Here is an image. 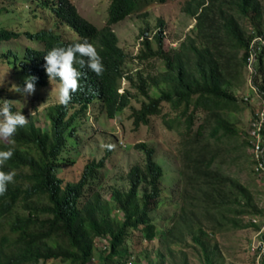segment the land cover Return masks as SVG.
Returning a JSON list of instances; mask_svg holds the SVG:
<instances>
[{"label": "trees", "instance_id": "trees-1", "mask_svg": "<svg viewBox=\"0 0 264 264\" xmlns=\"http://www.w3.org/2000/svg\"><path fill=\"white\" fill-rule=\"evenodd\" d=\"M1 1L0 17L6 15L10 20L0 21V46L21 35L39 44L2 50L1 61L12 76H35L38 87L46 86L43 56L53 47H66L85 38L96 45L104 71L97 76L74 64L81 72L80 89L68 106L58 103L48 108L44 128L31 115L27 117L28 123L13 137L14 145L0 140V150L15 148L2 170L15 169L17 173L0 196V230L4 228L0 264L55 260L61 264L122 263L130 256L129 236L140 231L148 241L155 238L156 227L149 213L159 204L163 168L154 160L152 147L136 145L144 151V163L129 169L128 189L114 188L110 202L97 190V171L104 165V157L86 163L77 181L67 180L59 172L74 162L69 154L77 139L75 124L86 116L95 99L110 119L130 107L136 128L160 114L163 102L176 112L175 117H163V122L168 129H176L180 137L181 204L164 238L174 243L188 234L200 246L204 264H216L205 236L208 231L215 234L240 228L235 216L246 214L251 204L249 189L223 170L227 151L222 139L238 134L223 112L235 103L228 87L237 85L241 78L253 38L243 35L235 11L246 15L250 7L255 9L256 0H189L184 11L195 18V36L166 49L160 20L161 28L152 34L147 29L140 32V48L134 57L119 46L113 26L152 0H110L106 22L100 28L82 17L71 0H34L36 7L25 0L10 10L11 15L8 9L14 0ZM45 11L49 16L43 17L44 23L33 28L25 23L21 28L23 19L32 16L40 20ZM66 28L73 31L74 40L63 34ZM256 32L264 39V30ZM129 60H158L160 70L152 76L138 72L134 77L124 71ZM257 62L252 84L264 97L262 46ZM124 79L147 99L138 108L130 105L133 95L129 89L119 91ZM152 87L160 89L155 97L150 95ZM12 108L16 111L15 106ZM260 132L264 140V123ZM254 223L251 225L256 226ZM259 239L264 247V230ZM99 240H105L103 255L94 261ZM259 264H264V249Z\"/></svg>", "mask_w": 264, "mask_h": 264}, {"label": "rangeland", "instance_id": "rangeland-1", "mask_svg": "<svg viewBox=\"0 0 264 264\" xmlns=\"http://www.w3.org/2000/svg\"><path fill=\"white\" fill-rule=\"evenodd\" d=\"M23 1L25 0H14L12 6H9V14L11 15L10 10L13 7L17 9ZM26 1L29 6L36 7L34 0ZM109 1L71 0L79 14L99 28L106 22ZM188 1L165 0L164 3H159L157 0H152L148 5L145 4L137 13L113 26L119 46L126 54L134 57L140 48V32L147 29L152 34L161 28L160 20L163 22L166 49L176 48L188 36H195V18L184 11ZM1 2L0 0V5ZM46 14H48L47 11L42 12L40 20H34L32 16L29 19H23L21 28L25 27V23L31 25V28L39 26L44 23L43 17L49 16ZM235 15L245 37L250 35L254 37L257 30H264V0H256L255 9L250 7L246 15L236 11ZM9 20L6 15L0 17L2 22L6 23ZM63 34L69 40L75 39V34L68 28L63 31ZM28 41L24 35H21L16 41L14 39L3 42L0 46V54L4 48L19 50L26 45L39 46V44L35 45ZM253 44L255 46L256 42L254 41ZM260 45L264 47V44L260 43ZM4 64L5 62H2L0 57V103L8 100L11 105L15 106L16 111H22L26 118L31 115L37 124L44 128L48 108L58 104L59 82L50 80L46 86L36 85V90L32 95L15 92L14 85L23 89L27 76H12L11 71L6 70ZM254 65L255 67L258 65L256 57L252 61L251 68L247 63L245 64L241 78L238 77L236 81L237 85L228 87L235 97V103L230 104L228 110L223 112V116L235 126L238 134L222 139V145L227 151L223 170L249 189L251 204L246 214L235 216L240 228L223 230L215 234L208 231L205 236L206 240L203 237L208 247L214 250L216 264H259L262 253L255 247L260 232L264 230V175L254 171V154L250 139L253 128L263 127L264 97L252 84ZM159 70L158 60L148 62L129 60L124 65V71L134 77L138 75V72L152 76ZM125 89H129L133 95L130 105L138 108L143 100L147 101L124 79L121 81L119 91L122 92ZM159 93V88L152 87L150 90L152 97ZM96 101L95 99L90 104L86 116L77 120L75 124L77 139L75 138L76 143L69 154L74 162L59 171L65 179L77 181L86 163L99 161L104 157V165L97 171V190L103 199L110 202L114 188L128 189L129 169L133 165L144 163V151L136 145L144 143L152 147L154 160L163 168L159 204L149 213L156 227L155 238L148 241L140 231H136L129 236L130 256L127 260H123L122 263L114 261L111 264H204L201 248L190 235L183 233L182 240L174 243H167L164 238V233L171 228L174 216L178 213L181 204L182 181L178 172L180 137L176 129H168L163 122V117L165 119L175 117L176 112L170 108L168 103L163 102L160 114L150 116L148 124H141L136 128L133 125L130 107L123 109L113 119H110ZM261 141H263L262 137ZM109 144L113 146L111 149L105 147ZM251 223L256 226H252ZM3 229L1 228L0 235L4 233ZM104 243L105 240L98 241L94 261L103 255L101 251L104 249ZM41 264L61 263L55 260Z\"/></svg>", "mask_w": 264, "mask_h": 264}, {"label": "clouds", "instance_id": "clouds-1", "mask_svg": "<svg viewBox=\"0 0 264 264\" xmlns=\"http://www.w3.org/2000/svg\"><path fill=\"white\" fill-rule=\"evenodd\" d=\"M43 60L42 67L48 82L50 80L59 81L57 100L63 106H68L73 94L80 89L81 72L74 67V64L79 65L81 69L86 67L97 76H100L104 71L102 58L97 52L96 45L90 43L87 38L83 39L82 42H74L66 47H53L43 56ZM36 80L37 77L28 76L24 80L23 89L14 85V91L32 95L36 90ZM27 123L28 119L22 111H13L8 100L0 104V140H7L9 144L14 145L13 137L17 129L24 127ZM105 147L111 149L113 146L109 144ZM14 152V147L0 150V196L7 192L8 184L14 182L17 175L15 169L2 170L6 162L13 157Z\"/></svg>", "mask_w": 264, "mask_h": 264}, {"label": "built area", "instance_id": "built-area-1", "mask_svg": "<svg viewBox=\"0 0 264 264\" xmlns=\"http://www.w3.org/2000/svg\"><path fill=\"white\" fill-rule=\"evenodd\" d=\"M256 42V45L254 46L253 42ZM260 43L264 44V39L256 34L252 39L251 43L249 46V52H248V57H247V65L249 68L252 67V61L255 60V57L257 58V51L261 47ZM254 68V67H253ZM256 126V125H255ZM261 128L260 127H255L252 129L251 132V146L253 149V154H254V171L258 174H263L264 175V140L261 141ZM263 139V138H262ZM257 250L263 251L264 247L262 244V241L258 238V242L256 243Z\"/></svg>", "mask_w": 264, "mask_h": 264}]
</instances>
